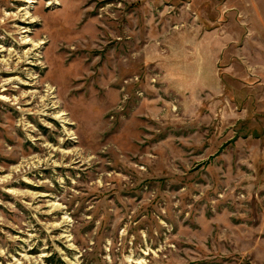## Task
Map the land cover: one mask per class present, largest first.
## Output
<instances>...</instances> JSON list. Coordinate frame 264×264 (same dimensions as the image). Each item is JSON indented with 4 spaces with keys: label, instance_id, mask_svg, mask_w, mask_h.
Returning a JSON list of instances; mask_svg holds the SVG:
<instances>
[{
    "label": "rangeland",
    "instance_id": "obj_1",
    "mask_svg": "<svg viewBox=\"0 0 264 264\" xmlns=\"http://www.w3.org/2000/svg\"><path fill=\"white\" fill-rule=\"evenodd\" d=\"M264 264V0H0V264Z\"/></svg>",
    "mask_w": 264,
    "mask_h": 264
},
{
    "label": "trees",
    "instance_id": "obj_2",
    "mask_svg": "<svg viewBox=\"0 0 264 264\" xmlns=\"http://www.w3.org/2000/svg\"><path fill=\"white\" fill-rule=\"evenodd\" d=\"M59 264H65L64 261H62L61 259L58 260Z\"/></svg>",
    "mask_w": 264,
    "mask_h": 264
}]
</instances>
